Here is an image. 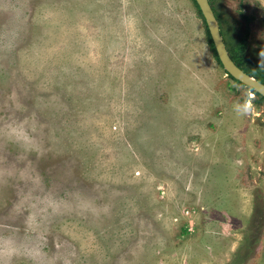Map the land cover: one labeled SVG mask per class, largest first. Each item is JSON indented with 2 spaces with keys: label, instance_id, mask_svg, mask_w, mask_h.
<instances>
[{
  "label": "rangeland",
  "instance_id": "1",
  "mask_svg": "<svg viewBox=\"0 0 264 264\" xmlns=\"http://www.w3.org/2000/svg\"><path fill=\"white\" fill-rule=\"evenodd\" d=\"M211 2L261 81L264 0ZM0 264H264V98L193 0H0Z\"/></svg>",
  "mask_w": 264,
  "mask_h": 264
},
{
  "label": "water",
  "instance_id": "2",
  "mask_svg": "<svg viewBox=\"0 0 264 264\" xmlns=\"http://www.w3.org/2000/svg\"><path fill=\"white\" fill-rule=\"evenodd\" d=\"M196 1L199 4L203 16L205 17L219 58L226 71H228V73L231 74L235 79L241 81L242 83L250 87H253L254 90L264 96V82L258 80L256 77L246 72L234 61V59L230 55L210 0Z\"/></svg>",
  "mask_w": 264,
  "mask_h": 264
},
{
  "label": "trees",
  "instance_id": "3",
  "mask_svg": "<svg viewBox=\"0 0 264 264\" xmlns=\"http://www.w3.org/2000/svg\"><path fill=\"white\" fill-rule=\"evenodd\" d=\"M193 1H194V3H195V5H196V7H197V9H198V11H199V13H200L201 16L203 17V21H204V24H205L206 33H207V37H208V40H209V44H210V46H211V49L213 50L215 56L217 57V59L219 60V62H220L221 65H222V62H221V60H220V58H219V55H218L217 49H216V47H215V44H214V41H213V39H212V36H211L210 30H209L208 25H207V22H206V20H205V17L203 16V13H202V11H201V9H200L199 4L197 3V1H196V0H193ZM210 3H211L212 8H213V10H214V12H215V15H216L217 18H218V14H217L216 9H215L214 5L212 4L211 0H210ZM221 33H222V35H223L224 41L227 43V40H226V38H225V33L223 32L222 29H221ZM226 46H227V48H228V50H229V52H230V55H231L232 58L234 59V61H235V62H236L241 68H243L246 72H248V73L251 74L252 76L255 75V73H256L255 71L246 68L245 65H244L243 60H240V59L236 58V57L231 53V49H230L228 43L226 44ZM226 72L228 73V71H226ZM228 74H229V73H228ZM229 76H230L231 78H233L234 80H236L237 82L242 83L241 81L235 79L231 74H229ZM255 76H257V75H255ZM261 81L264 82V79H261ZM242 84H243V83H242ZM250 88H251L252 92H254V93H256V94H259L262 98H264V96L261 95L260 93H258L256 90H254L253 87H250Z\"/></svg>",
  "mask_w": 264,
  "mask_h": 264
},
{
  "label": "clouds",
  "instance_id": "4",
  "mask_svg": "<svg viewBox=\"0 0 264 264\" xmlns=\"http://www.w3.org/2000/svg\"><path fill=\"white\" fill-rule=\"evenodd\" d=\"M235 110H236L237 112H243V111H245L246 109H245V106H244V105H236Z\"/></svg>",
  "mask_w": 264,
  "mask_h": 264
}]
</instances>
